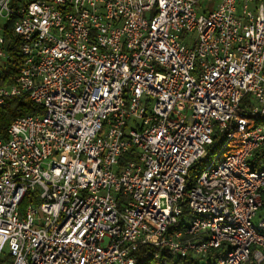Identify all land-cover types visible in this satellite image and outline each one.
<instances>
[{"label":"built area","instance_id":"2783aa9c","mask_svg":"<svg viewBox=\"0 0 264 264\" xmlns=\"http://www.w3.org/2000/svg\"><path fill=\"white\" fill-rule=\"evenodd\" d=\"M10 26L0 264H264V0H0V83Z\"/></svg>","mask_w":264,"mask_h":264},{"label":"trees","instance_id":"16d2710c","mask_svg":"<svg viewBox=\"0 0 264 264\" xmlns=\"http://www.w3.org/2000/svg\"><path fill=\"white\" fill-rule=\"evenodd\" d=\"M16 2L19 0H15ZM6 36L9 42L8 52L10 58L3 70V74L1 77V86L8 85L12 82L14 76L18 73L19 64L21 61V55L19 54V40H16L11 31V26L6 31ZM43 108L35 105L30 99L28 95H23L20 97H11L6 100V105L1 108L0 107V137L6 138L7 131L11 124L17 120L18 118L30 115V114H38L43 113ZM224 141H217V148L222 145ZM129 160H133V157L130 154H125L122 158V165L124 162ZM202 171V165L197 163L193 166L189 172L187 177V191H190L197 182L198 177L200 176ZM264 202V199H263ZM28 202H25L24 206H26ZM264 210V205H263ZM154 250L149 248H141L138 254V263L137 264H150L152 257L149 255L153 253Z\"/></svg>","mask_w":264,"mask_h":264},{"label":"rangeland","instance_id":"374dc122","mask_svg":"<svg viewBox=\"0 0 264 264\" xmlns=\"http://www.w3.org/2000/svg\"><path fill=\"white\" fill-rule=\"evenodd\" d=\"M68 158H70V156H68V155H61L60 157H56L55 160H58V161H66V159H68ZM254 222L255 223H258L259 222V217L257 219H255ZM4 259L8 260L7 257H5Z\"/></svg>","mask_w":264,"mask_h":264}]
</instances>
